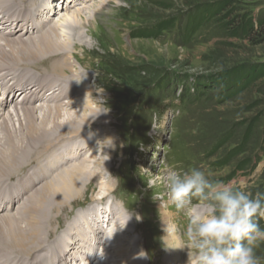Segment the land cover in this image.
<instances>
[{
    "label": "rangeland",
    "instance_id": "1",
    "mask_svg": "<svg viewBox=\"0 0 264 264\" xmlns=\"http://www.w3.org/2000/svg\"><path fill=\"white\" fill-rule=\"evenodd\" d=\"M101 1L88 2L83 12V17L94 22L96 29L78 26L76 31L80 35L75 37L73 31L68 34L74 37L72 52L76 60L71 59L72 73L88 76L82 83L93 91L90 104L109 121L107 129L113 139L107 142L104 137L98 138L97 133L103 132V128L92 129L87 133L91 138L80 140L90 139L95 148L83 149L79 160L95 154V158L104 162L105 167L101 169L105 178L87 182L81 191L83 196L71 208L63 209L64 220H54L57 227L46 243L52 245L54 255L57 253L58 263L65 264L70 255L71 263L75 253L70 254L69 249L78 252L81 241L68 236L72 231L71 223L67 222L78 214L83 218L88 215L89 230L94 233L98 230L94 226L100 225L101 233L105 231L104 226L110 235L117 236L120 229L116 230V217H112L113 225L110 223L109 228L100 224L106 223L101 214L89 217L97 205L104 204L100 207L125 215L124 222L129 223L125 229L131 233L124 234L125 240L137 241L139 248L134 251H140L145 264H165L169 248L161 240L164 213L173 218L178 241L185 248L188 242L182 233L190 216L199 212L194 211L202 209L195 199L192 206L180 212L167 203L162 177L169 170L183 174L195 168L213 183L231 184L253 197L257 192L264 193V37L252 42L235 34L236 26H233L236 16L248 15L255 25L264 21V0L107 1L105 12L96 14L94 10L98 7L91 6ZM221 3L229 6L227 11L218 10ZM79 7L63 9L61 13L57 3L55 21L61 14H71ZM232 10L236 11L235 16H230ZM199 19L200 24L187 41L186 26ZM161 23L173 25L153 37L141 36ZM42 65L39 71L30 69L29 72L49 73V63ZM245 66L262 68L255 73L256 70L251 72ZM167 79L170 80L168 89L160 91L161 83ZM180 82L186 83L187 91L186 88L182 91ZM201 84L205 90L200 99L182 104L180 95L184 98L185 94L195 95V87ZM85 112L92 117L89 110ZM111 145L113 152L101 156V147ZM238 165L245 167L244 170L237 171ZM29 172H24L18 181L5 184L4 190L23 188L30 181ZM102 197L105 199L101 200ZM20 202L22 199L12 212ZM93 219L96 220L93 222ZM256 219L264 228V218ZM61 229L65 230L62 234ZM76 230L88 233L87 229ZM101 233L98 232L99 241L103 244ZM59 235H64L63 244L54 241ZM115 242L110 241V247ZM182 247L179 248L184 258L179 263L186 264L188 250ZM113 249L110 250L111 264L118 259ZM254 253L257 264H264V239L256 241ZM96 259H92L93 264H97Z\"/></svg>",
    "mask_w": 264,
    "mask_h": 264
},
{
    "label": "bare ground",
    "instance_id": "2",
    "mask_svg": "<svg viewBox=\"0 0 264 264\" xmlns=\"http://www.w3.org/2000/svg\"><path fill=\"white\" fill-rule=\"evenodd\" d=\"M91 1L96 0H0V264H60L57 253L52 252V245L46 243L57 227L54 220H64L63 209L71 208L83 196L81 191L89 180L102 179L105 175L104 162L95 158V154L79 160L83 149L94 147L90 139L80 140L91 138L87 133L92 129L103 128V132L97 133L98 138L104 137L107 142L113 139L107 129L109 121L90 104L93 91L82 83L83 78L89 79L88 76L72 73L71 59L76 60L75 52H72L74 37L68 34L73 31L74 36L80 35V31H76L78 26L96 29L94 22L83 17ZM107 1L117 0H102L91 7H98L94 10L96 14L105 12ZM57 3L62 7L61 13L63 9L69 11L74 6L80 7L71 14L60 13L56 22L54 7ZM106 12L111 13V10ZM46 63H49L50 72H38ZM30 69L38 71L30 73ZM85 110H89L92 117ZM101 148V156L113 152L112 145ZM95 166L98 168L94 170ZM28 170L31 174L28 184L16 190L9 187L4 190L5 184L18 181ZM21 199L20 206L12 212ZM103 205H97L89 217L101 214L106 223L100 224L103 226L104 223L108 228L116 217V230L120 229L117 236L110 235L104 226L105 231L101 233L100 225L94 226L98 229L96 233L90 231L88 215L85 218L76 215L67 222L71 223L72 231L67 234L79 238L81 248L77 252L69 249V245V253H75V259L70 263L72 256L68 255L65 264L76 261L77 264H93L92 259L96 257L97 264H111L112 248L118 257L114 264H145L140 251H134L139 248L137 241L128 243L125 240L124 234H131L125 229L129 224L124 222L127 220L125 215L111 208L105 210L100 207ZM103 209L105 212L102 213ZM197 210L202 209L197 208L194 212ZM165 218L173 220L168 213H164ZM76 229H87L88 233ZM64 231L61 229L59 233ZM98 232L104 235L103 244ZM63 237L59 235L54 241L63 244ZM112 240L116 245L110 247ZM119 243L124 244L120 246ZM167 245L171 248L164 257L165 264H185L179 263L184 257L177 235L168 240ZM61 254L65 253L62 251Z\"/></svg>",
    "mask_w": 264,
    "mask_h": 264
},
{
    "label": "clouds",
    "instance_id": "3",
    "mask_svg": "<svg viewBox=\"0 0 264 264\" xmlns=\"http://www.w3.org/2000/svg\"><path fill=\"white\" fill-rule=\"evenodd\" d=\"M162 180L167 203L177 212L192 206L194 199L203 209L190 216L182 233L188 264H257L254 248L264 239V228L256 218H264V193L253 197L231 184L213 183L195 168L183 174L169 170ZM161 231L162 242L171 248L167 241L177 233L175 223L161 219Z\"/></svg>",
    "mask_w": 264,
    "mask_h": 264
},
{
    "label": "trees",
    "instance_id": "4",
    "mask_svg": "<svg viewBox=\"0 0 264 264\" xmlns=\"http://www.w3.org/2000/svg\"><path fill=\"white\" fill-rule=\"evenodd\" d=\"M229 5H232V3H230ZM224 6V7H223ZM229 7V6H228ZM228 7L225 5V3H221L220 5H218V10H220V12H224V11H227ZM235 10H232L230 12V16H235ZM237 19V21H234L233 23V26L235 25L236 27H234V33L235 34H238V35H241L242 37H244L245 39H249L250 41L252 42H255V39L256 38H262V36L264 37V21H260V22H257L256 25L254 24V21L248 16H243V17H235ZM201 20L199 19L198 22H192L191 24L187 25L186 26V29H185V39L188 41L190 39V36L193 35V32L196 30V28L198 27V25L200 24ZM173 25V24H172ZM172 25H168L167 23H161L157 28H155L154 30H149L147 31V35H145L143 33H141V36L142 37H153L154 35H156V33H160V32H163L164 30L168 29L169 27H171ZM232 25V24H231ZM146 33V32H145ZM247 68V70H256L255 73H259L261 71V68L262 67H254V66H245ZM258 68V69H256ZM244 73V72H243ZM169 79L165 80L163 83H161L162 87L161 89H159L160 91L161 90H165V89H168L169 87ZM217 81V80H216ZM168 83V85H167ZM179 86H182L183 87V90L187 87L186 83L183 82V84L180 82L178 83ZM176 85V83H175ZM205 86H203L202 84L201 85H197L195 87V91H193V93L195 95H186V97H182V94L180 95V100H181V103L183 104H188V101L190 100H198L200 99L201 95L204 93V89ZM186 91H187V88H186ZM183 93V92H182ZM188 93V92H187ZM250 164V163H249ZM227 166V165H226ZM245 168V167H244ZM243 167H241L240 165L236 166V170L237 171H243L244 170Z\"/></svg>",
    "mask_w": 264,
    "mask_h": 264
}]
</instances>
